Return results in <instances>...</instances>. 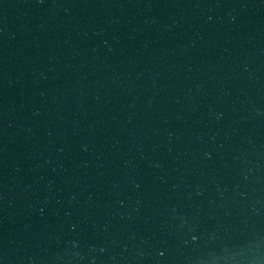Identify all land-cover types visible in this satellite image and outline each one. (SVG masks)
<instances>
[{
    "label": "water",
    "instance_id": "1",
    "mask_svg": "<svg viewBox=\"0 0 264 264\" xmlns=\"http://www.w3.org/2000/svg\"><path fill=\"white\" fill-rule=\"evenodd\" d=\"M0 264H264V0H0Z\"/></svg>",
    "mask_w": 264,
    "mask_h": 264
}]
</instances>
